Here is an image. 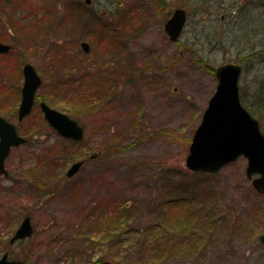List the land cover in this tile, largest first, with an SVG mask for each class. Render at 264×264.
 Wrapping results in <instances>:
<instances>
[{
  "label": "rangeland",
  "instance_id": "1",
  "mask_svg": "<svg viewBox=\"0 0 264 264\" xmlns=\"http://www.w3.org/2000/svg\"><path fill=\"white\" fill-rule=\"evenodd\" d=\"M91 6L96 20L85 21L84 0H0V41L10 45L0 53V114L27 139L0 176V255L7 249L26 264H264V194L246 177V158L209 176L183 172L221 63L242 65L241 102L264 132V0ZM178 6L188 19L173 42L163 24ZM26 62L42 80L36 96L77 120L82 140L52 129L39 99L23 119L11 114ZM190 181L205 188L193 200L210 216L165 205ZM24 215L32 235L8 243ZM162 228L173 236L168 251L146 250Z\"/></svg>",
  "mask_w": 264,
  "mask_h": 264
},
{
  "label": "water",
  "instance_id": "2",
  "mask_svg": "<svg viewBox=\"0 0 264 264\" xmlns=\"http://www.w3.org/2000/svg\"><path fill=\"white\" fill-rule=\"evenodd\" d=\"M186 21V12L176 8L165 22L164 29L171 40H176ZM84 46L86 44L83 43ZM87 47V46H86ZM9 46L0 43V51H6ZM241 66L235 62H227L216 68L217 84L207 102L200 122L195 128L185 165L192 171L213 174L225 164L235 160L241 154L247 158L246 176L253 173L259 176L252 179L254 187L264 193V134L259 127V121L242 105L239 95L238 78ZM41 83L34 67L26 63L23 67V85L18 117L26 115L33 104L34 94ZM45 119L60 134L79 140L83 129L76 120L41 102ZM25 139L17 134L15 125L0 116V171L3 172V161L10 147L23 143ZM82 161L74 162L67 171L70 176L80 167ZM32 234L29 216H26L16 233L11 238H23ZM264 244V233L259 237ZM0 264H24L21 260H8L5 253L0 258Z\"/></svg>",
  "mask_w": 264,
  "mask_h": 264
},
{
  "label": "trees",
  "instance_id": "3",
  "mask_svg": "<svg viewBox=\"0 0 264 264\" xmlns=\"http://www.w3.org/2000/svg\"><path fill=\"white\" fill-rule=\"evenodd\" d=\"M213 70H214V68H212V71ZM183 172H188L189 173L191 171H189L188 169L185 168V170H183ZM192 174H197V175L202 174L204 176H207V174L198 173V172H193ZM191 181L188 184L184 185L185 190H187V194H181L179 197H175L173 199H168L167 203L165 205H168V206L171 205L173 207H177L178 208L180 205H185L186 206L187 204H193V214L196 215L198 212L201 211V212H203L201 215L204 214V216L206 215V217L210 216V214L208 212L204 213V211H202V208H200V207L198 208L197 204L193 200L194 199L193 196H198L200 194V192H205L206 191L205 188L200 186V185H197V183H195L194 181L193 182H191ZM193 184H196V185H193ZM189 210H192V208H189ZM182 212H185V211L182 210ZM163 228L155 231V233H153V236L151 237L152 238L151 241L149 243L146 242V244H145L146 250L147 249L148 250H154V252L156 254H164L165 251H168L167 249H169V248H168L167 243L165 241L166 240H170L171 238H173V236H166L164 234V229ZM181 228H185V227H181ZM185 229L184 230L181 229V231H183L182 233H184ZM143 248H142V250H143ZM99 261L100 260L97 259L95 262L97 263ZM147 262L148 263H152L151 260H147ZM156 262H159V259L154 261L153 264H156Z\"/></svg>",
  "mask_w": 264,
  "mask_h": 264
},
{
  "label": "flooded vegetation",
  "instance_id": "4",
  "mask_svg": "<svg viewBox=\"0 0 264 264\" xmlns=\"http://www.w3.org/2000/svg\"><path fill=\"white\" fill-rule=\"evenodd\" d=\"M84 2H85V5L89 8L88 9V13H86V12H84V10H83V8H82V11H83V13H80L79 15H77V17H85V21L86 20H89L90 18H94V20H96V16H97V12H96V9H92V6H91V0H84ZM218 2H220V5H224V3L226 2V0H218ZM185 9V8H184ZM186 10V9H185ZM173 11V10H172ZM172 11L170 12V14L172 13ZM186 13H187V10H186ZM170 14H169V16H170ZM168 16V17H169ZM187 16H188V13H187ZM81 17V18H82ZM80 24V23H79ZM163 29H164V24H163ZM89 31V30H88ZM83 42H85L86 44H87V47L86 46H84L83 45ZM79 45L81 46V49H82V51L83 52H85V53H87V52H89V50H90V44L88 43V42H86V41H84V40H80V42H79ZM36 99H39L38 100V103L40 102V101H45V99H43L42 97L41 98H39V97H36ZM12 110H13V113H11V114H17L18 113V107L16 108H14V106H11L10 107ZM14 108V109H13ZM2 117H4V118H6L8 121H10L7 117L8 116H6V115H2V114H0ZM11 122V121H10ZM5 168H6V166H5ZM6 170H7V168H6ZM4 175V177H7L8 176V172H5V174H3ZM0 176H1V174H0ZM1 242H5V240H2ZM6 252H7V254H8V257L9 258H15V256L9 251V250H5Z\"/></svg>",
  "mask_w": 264,
  "mask_h": 264
}]
</instances>
